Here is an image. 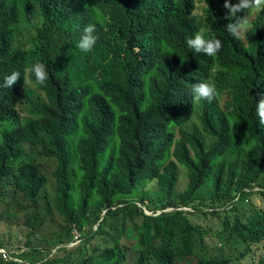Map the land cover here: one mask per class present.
<instances>
[{
    "label": "trees",
    "instance_id": "obj_1",
    "mask_svg": "<svg viewBox=\"0 0 264 264\" xmlns=\"http://www.w3.org/2000/svg\"><path fill=\"white\" fill-rule=\"evenodd\" d=\"M85 1L0 0V204L32 231L51 226L10 250L22 263L0 264H264V207L249 209L264 200L263 17L249 48L227 36L234 68L214 77L217 99L193 103L210 77L184 45L193 0L136 13L100 1L102 23ZM200 2L213 14L225 0ZM89 24L97 40L83 52ZM36 62L48 79L25 86Z\"/></svg>",
    "mask_w": 264,
    "mask_h": 264
},
{
    "label": "clouds",
    "instance_id": "obj_2",
    "mask_svg": "<svg viewBox=\"0 0 264 264\" xmlns=\"http://www.w3.org/2000/svg\"><path fill=\"white\" fill-rule=\"evenodd\" d=\"M100 1L104 0H86L85 7L93 10V16H96L97 21L102 23L103 20H107V17H102L96 7V4ZM147 1L148 0H116L119 6L123 7L128 13H136L140 9L145 8ZM260 5L264 7V0H239L238 3H235V0H225L223 8L220 11L218 9V11L213 14H206L202 10L203 6L200 0H193L191 16L196 18V21L189 25L190 31L185 37L184 45L197 65L205 69L210 75L206 81L193 84L190 90L193 103H198L201 100H206L211 103L217 99V86L214 82V77L218 75H229L234 68V61L230 56V46L227 44V36L239 41L243 47L249 48L246 33L254 27L255 21H257L260 16L264 19V11L253 21L252 27L249 29H247V27L250 23L247 22L248 16H245V14H250V10L253 7H259ZM240 11H242L244 15L234 19L236 13ZM226 30L228 34H226ZM94 31V24H89L84 28V35L78 43V47L83 52L91 51L96 44L97 37L94 36ZM135 52L139 53L140 48L136 47ZM140 58H142V56H140ZM31 74H34L35 81L40 85L45 84L48 79L46 67L41 62L34 63L30 69H25V74L23 75L25 86H33L32 80L30 79ZM20 76L21 73L19 71H14L11 75L5 77L3 87L11 88ZM256 111L259 122L264 124V98H261L256 104ZM233 120L234 119H232V121ZM189 123H198L196 114ZM256 205H254L255 208L257 207ZM147 213L149 215L151 214L148 211ZM7 252L9 254L14 253L12 251Z\"/></svg>",
    "mask_w": 264,
    "mask_h": 264
},
{
    "label": "rangeland",
    "instance_id": "obj_3",
    "mask_svg": "<svg viewBox=\"0 0 264 264\" xmlns=\"http://www.w3.org/2000/svg\"><path fill=\"white\" fill-rule=\"evenodd\" d=\"M239 0H235V3H238ZM264 11V7L262 5H260L259 7H253L250 10V14H245V16L247 17V22L250 23V25L247 27V29L252 27L253 21L258 17V15L260 16ZM24 105L20 106V112L24 111ZM185 170H181V175L179 178V182H178V190L179 191H183L186 186H187V179L185 176ZM156 186L151 187V190L155 189ZM250 203L251 206H249V209L252 210L254 209V205H256L257 203V207H264V200H262L261 197H257L252 196V198L250 199ZM254 204V205H253ZM7 212L9 215H7ZM6 213V214H5ZM218 227V224L216 226V228ZM51 226H47V227H42V226H37V228L32 231L31 229H29L28 227L25 226L24 224V215L23 213L20 211L19 213H16V210H14L13 208H9L5 203H1L0 204V239L6 240V238H10L12 240L11 243L4 242L6 245L5 247L10 251V250H16V248H20V250L22 249L23 251H25L26 249L24 248V243L27 239L28 233H34L35 237H40L43 238V234H46L48 232H50ZM220 243L221 240L220 238H212V239H207L206 238V243H210V244H214V243ZM38 243V241H35V244ZM77 244L72 243L70 246H76ZM69 247V248H71ZM4 249V248H3ZM6 250V249H5ZM235 250L234 246L231 245H224V251L226 253L231 252ZM56 252V251H55ZM54 252V253H55ZM20 253V254H19ZM23 252H15L13 259L10 257H7V259H3V261L8 262V261H15V262H19L22 263V258H21V254ZM19 254V255H18ZM51 258V257H50ZM14 262V263H15ZM131 262V261H130Z\"/></svg>",
    "mask_w": 264,
    "mask_h": 264
},
{
    "label": "built area",
    "instance_id": "obj_4",
    "mask_svg": "<svg viewBox=\"0 0 264 264\" xmlns=\"http://www.w3.org/2000/svg\"><path fill=\"white\" fill-rule=\"evenodd\" d=\"M0 256L3 259H7V257H11L10 254L5 249H0ZM12 258V257H11Z\"/></svg>",
    "mask_w": 264,
    "mask_h": 264
}]
</instances>
